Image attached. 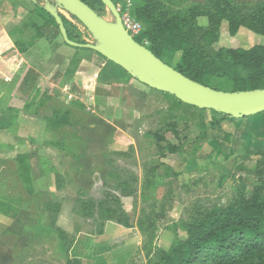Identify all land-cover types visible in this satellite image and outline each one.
<instances>
[{
	"label": "rangeland",
	"instance_id": "374dc122",
	"mask_svg": "<svg viewBox=\"0 0 264 264\" xmlns=\"http://www.w3.org/2000/svg\"><path fill=\"white\" fill-rule=\"evenodd\" d=\"M85 1L98 16L115 23L101 2ZM142 1L146 0L114 2L122 22L136 23L140 30L143 24L132 12ZM147 1L159 2L174 14L206 0ZM230 1L253 10L264 6V0ZM58 12L74 42L96 44L79 21L63 10ZM33 24L43 21L32 11L26 24L9 36L5 48L13 53L10 61L17 58L15 42L34 36ZM197 24L204 28L207 21L199 18ZM261 44L263 38L245 28L230 36L223 21L211 48L217 52ZM178 56L165 62L173 66ZM17 82L18 76L11 82L0 77V211L5 212L0 213V264H67V249L69 259L81 264H161L160 258L186 239L198 211L230 209L241 198H264L261 124L247 125L250 117L220 124L218 113L180 105L154 90L166 101L151 97L150 106L140 110L128 134L116 129L100 137L106 175L97 183H80L82 190L74 182L73 171L84 150L67 128L83 123L86 113L75 105L65 108L64 96L54 97L44 81L28 96L20 93ZM166 104L172 107L168 111ZM155 133L165 140L160 146L172 144L180 151L159 152ZM105 225L114 236L94 249L93 241H100ZM121 228H135L139 235L133 257L122 253L128 248L125 243H111Z\"/></svg>",
	"mask_w": 264,
	"mask_h": 264
},
{
	"label": "trees",
	"instance_id": "16d2710c",
	"mask_svg": "<svg viewBox=\"0 0 264 264\" xmlns=\"http://www.w3.org/2000/svg\"><path fill=\"white\" fill-rule=\"evenodd\" d=\"M81 1L94 11L89 3ZM111 1L115 5V0ZM33 13L43 21L42 25H32L34 38L43 37L52 42L61 37L55 20L46 10L36 5ZM132 14L143 24V28L133 39L140 45L147 42L146 48L165 64V59H172L179 53L177 61L171 67L186 78L223 92L264 89V6L253 10L230 0H206L202 4H192L184 12L168 14L159 2L146 0L136 5ZM60 18L64 22L61 15ZM199 18L206 19V27L202 28L197 24ZM223 21L227 23L230 36H234L239 28H245L261 36L263 44L249 49L212 50V45L218 41ZM65 29L68 39L73 41L69 31ZM15 46L22 52L25 44L16 41ZM38 78L35 71L28 70L20 84V93L28 96L35 92ZM215 82H219V87H212ZM163 94L173 98L178 104L185 105L175 97ZM218 115L222 121L234 120L226 115ZM258 115L263 116L264 113ZM261 125L264 132V120ZM170 128L176 134L175 126ZM152 136L159 152L164 149L170 154L180 151L172 144L160 146L165 141L163 136L156 133ZM0 213L5 214L4 210ZM68 251L69 249L64 251L66 263L81 264L78 259H69ZM160 263L264 264V198H241L230 209L213 210L205 214L198 211L196 224L188 228L186 239L178 242L168 255L162 256Z\"/></svg>",
	"mask_w": 264,
	"mask_h": 264
},
{
	"label": "crops",
	"instance_id": "0c3cea01",
	"mask_svg": "<svg viewBox=\"0 0 264 264\" xmlns=\"http://www.w3.org/2000/svg\"><path fill=\"white\" fill-rule=\"evenodd\" d=\"M35 1L38 3L37 0ZM35 4L33 0H0V77L11 82L18 76L17 88H19L26 72L31 69L39 75L35 92L44 81L46 86L51 87L54 97L60 99L61 96L57 97L58 93L64 96L62 104L65 108L72 105L82 108L86 113L85 121L67 128V131L78 139L84 150L73 171V179L77 185L86 182L97 183L105 177L108 167L104 155L105 149L99 147L100 139L116 129L128 134L135 123L134 120L140 118V113L142 114L140 110L150 106L151 97L165 99L154 95L152 89L139 83L96 52L70 47L61 37L52 42H48L43 37H31L27 42L18 40L25 44L24 50L19 53L18 49H15L17 58L15 61H10L12 52L5 48L6 41L10 40L9 36L16 31L18 25L26 24ZM155 93L161 92L155 91ZM170 108L172 107L166 104V111ZM249 120L251 123H246L247 125L255 123L258 125L264 120V115L251 116L247 119ZM223 122L221 121L220 124ZM260 133L264 136L262 125ZM98 150L99 154L94 153ZM79 186L82 190L85 189ZM107 228L105 225L100 241H93L94 249L99 247L104 239H107L106 237L114 236L108 234ZM116 232V237L111 243L113 240L121 245L125 243L128 248L123 249L122 253L127 251V256L133 257L139 248V239H137L139 235L136 229L121 228ZM105 242L107 243L108 240ZM111 246L115 245L111 244Z\"/></svg>",
	"mask_w": 264,
	"mask_h": 264
},
{
	"label": "water",
	"instance_id": "95a60500",
	"mask_svg": "<svg viewBox=\"0 0 264 264\" xmlns=\"http://www.w3.org/2000/svg\"><path fill=\"white\" fill-rule=\"evenodd\" d=\"M39 5L35 0H33ZM113 15L115 23L98 16L81 0H44L41 6L55 20L65 44L96 52L121 68L146 87L175 97L179 102L213 111L233 119L264 113V89L223 92L198 84L155 57L144 45L138 44L124 29L121 17L111 0H99ZM63 10L79 21L92 38V44L70 41L59 15Z\"/></svg>",
	"mask_w": 264,
	"mask_h": 264
},
{
	"label": "built area",
	"instance_id": "2783aa9c",
	"mask_svg": "<svg viewBox=\"0 0 264 264\" xmlns=\"http://www.w3.org/2000/svg\"><path fill=\"white\" fill-rule=\"evenodd\" d=\"M39 5H43L44 0H37ZM122 22V19H121ZM122 25L124 27V29L128 32V34L132 37L136 36L139 32H140V26L136 23H134L133 25L131 24H127L122 22Z\"/></svg>",
	"mask_w": 264,
	"mask_h": 264
}]
</instances>
